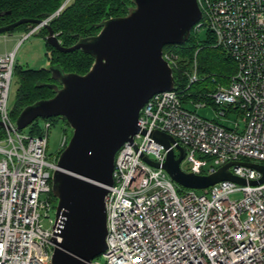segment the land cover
Here are the masks:
<instances>
[{"label":"built area","instance_id":"1","mask_svg":"<svg viewBox=\"0 0 264 264\" xmlns=\"http://www.w3.org/2000/svg\"><path fill=\"white\" fill-rule=\"evenodd\" d=\"M73 0L25 31L17 47L0 55V264H52L57 203L51 196L57 156L48 154L49 130H19L9 98L20 44L50 25ZM201 21L192 33L211 31L215 47L236 63V72L216 92L196 101L175 89L153 96L140 111V132L116 154L114 184L105 199L107 250L104 261L89 264H264V183L256 169L236 165L245 185L223 181L200 193H180L163 168L169 149L152 137L172 136L185 149L191 172L210 175L229 162L264 164V0H198ZM167 46L163 58L173 74L187 64L183 53ZM197 53L183 74L190 84L199 76ZM196 107L214 106L226 118L238 113L243 126L226 127L206 119ZM38 122V121H37ZM144 132H146L144 134ZM68 143L65 134L60 144ZM177 154V153H176ZM145 158L160 164L153 167ZM183 160V161H184ZM183 163V162H182ZM182 167V164H181ZM241 194L240 198L232 196Z\"/></svg>","mask_w":264,"mask_h":264},{"label":"water","instance_id":"2","mask_svg":"<svg viewBox=\"0 0 264 264\" xmlns=\"http://www.w3.org/2000/svg\"><path fill=\"white\" fill-rule=\"evenodd\" d=\"M127 15L103 20L99 33L81 38L74 46L61 45L51 25L46 43L64 52L82 51L94 58L88 73H66L50 66L55 95L25 107L16 120L19 130L40 119L62 117L72 128V136L61 152L52 177V194L58 200L56 219L60 225L54 239L52 264H89L107 250L108 187L114 184L118 151L140 132V111L155 95L175 89L171 67L163 58L167 46L189 42L193 27L201 21L198 0H131ZM42 20L21 19L0 27V34L15 31L24 24L38 25ZM0 127L4 128L0 121ZM146 132H144L145 134ZM154 140L169 154L163 168L180 186L203 190L223 181L245 185L231 167L244 165L262 174L264 164L229 162L210 175L186 172L181 164L185 149L172 145L175 139L155 131ZM145 160L153 167L159 163Z\"/></svg>","mask_w":264,"mask_h":264},{"label":"trees","instance_id":"3","mask_svg":"<svg viewBox=\"0 0 264 264\" xmlns=\"http://www.w3.org/2000/svg\"><path fill=\"white\" fill-rule=\"evenodd\" d=\"M65 1L0 0V27L13 24L21 19L44 20L56 13ZM132 5L131 0H73L52 20L50 25L61 45L69 48L81 38L98 34L97 25L103 20L127 15ZM33 26L35 24L28 23L16 30L27 31ZM47 34V29L39 32V35L44 38ZM46 47L50 66H60L66 73L84 75L89 72L94 63V58L82 51L64 53L47 43ZM175 49L186 57L185 69L191 68V63L197 53L200 76L197 82L189 83L182 72L184 67L174 73L176 88L182 90L185 96L200 99L201 91H193L194 88L208 80L218 82L219 86L226 85L236 72L237 67L234 60L223 50L215 47V38L211 31H208L207 38L204 40L200 39V35L192 33L189 42ZM15 75H18L20 79L16 104L11 110V116L16 121L25 107L37 101L52 98L55 90L52 87L54 80L51 71L47 68L24 69L17 65ZM30 133L37 135L42 133L39 121L32 124ZM5 136V130L0 127V140ZM51 196L55 199L53 194Z\"/></svg>","mask_w":264,"mask_h":264},{"label":"rangeland","instance_id":"4","mask_svg":"<svg viewBox=\"0 0 264 264\" xmlns=\"http://www.w3.org/2000/svg\"><path fill=\"white\" fill-rule=\"evenodd\" d=\"M24 31L22 30H15L12 32L5 33L7 36H11L16 40V38L21 37L23 35ZM208 30L207 28H203L202 32L200 33V39L204 40L207 38ZM5 34H0V38L2 39L0 42V51L5 52L6 50H9L14 46L13 43L15 41H3V36ZM10 37V38H11ZM12 49V50H13ZM47 47H46V40L44 37L40 36L39 33L36 35H33L31 38H29L27 41L20 44L17 48V54H16V61L17 65L24 69H41V68H50V62L47 56ZM19 76L14 75L12 86H11V92H10V98H9V108L12 110L15 107L16 99H17V90L19 87ZM219 88V83L214 82L211 80L204 81L202 84H200L199 87L194 88L193 91H201L202 92H209L213 93L216 92ZM206 89V90H205ZM196 101H199V98H194ZM200 102V101H199ZM190 109L195 110L198 112V114L206 119L209 120H216L219 123L223 124L226 127H234L236 123H240L241 126H243L242 118L239 116L238 113H234L229 115L228 118L224 116L219 115V111H217V108L211 105H208L207 107H196L195 105H190ZM49 124H52L49 130V143H48V154H50L51 158L54 157V155L57 153L58 149H60V144L64 138V135L68 134V141L70 140L72 136V128L65 125V123L62 120H58L56 118L49 120ZM39 126L40 128H44L47 126L46 121L43 119L39 120ZM32 130V126L25 129V132H29ZM177 155L179 154V151L177 150ZM182 168L186 171L190 169V164L184 160L182 163ZM178 187V190L180 193H184L187 191V188H184L183 186H180L179 184H176ZM200 193L203 190H198ZM241 194H237L232 196V198H240ZM56 199V198H55ZM56 203L58 200H55ZM99 260L104 261L105 259L103 256H100Z\"/></svg>","mask_w":264,"mask_h":264},{"label":"crops","instance_id":"5","mask_svg":"<svg viewBox=\"0 0 264 264\" xmlns=\"http://www.w3.org/2000/svg\"><path fill=\"white\" fill-rule=\"evenodd\" d=\"M11 36H7V34H5L4 36H3V41H6V42H9V41H15L14 43H13V46H14V49L17 47V45H18V43H19V40H20V37H18V38H16V40H14V38H10ZM1 38H0V42H1ZM13 47L11 48V49H9V50H6L5 52H1L0 51V55H3V54H7V53H9V52H12L13 50Z\"/></svg>","mask_w":264,"mask_h":264},{"label":"flooded vegetation","instance_id":"6","mask_svg":"<svg viewBox=\"0 0 264 264\" xmlns=\"http://www.w3.org/2000/svg\"><path fill=\"white\" fill-rule=\"evenodd\" d=\"M44 29H46V28H44ZM98 33H99V32H98ZM96 35H97V34H96ZM53 84H54V85H55V84H58V82L54 81ZM56 119H58V120H62V121L65 123V125H67V126L70 127V125H69V123L67 122L66 119H64V118H62V117H59V118H56ZM62 151H63V150L58 149L57 153H56L54 156L59 157Z\"/></svg>","mask_w":264,"mask_h":264},{"label":"bare ground","instance_id":"7","mask_svg":"<svg viewBox=\"0 0 264 264\" xmlns=\"http://www.w3.org/2000/svg\"><path fill=\"white\" fill-rule=\"evenodd\" d=\"M234 76V75H233Z\"/></svg>","mask_w":264,"mask_h":264}]
</instances>
